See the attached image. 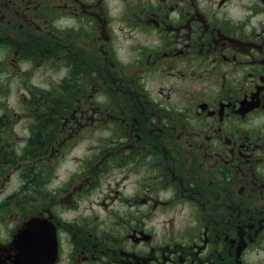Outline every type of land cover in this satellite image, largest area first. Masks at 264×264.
Wrapping results in <instances>:
<instances>
[{
  "label": "flooded vegetation",
  "instance_id": "af4514ba",
  "mask_svg": "<svg viewBox=\"0 0 264 264\" xmlns=\"http://www.w3.org/2000/svg\"><path fill=\"white\" fill-rule=\"evenodd\" d=\"M37 74L19 157L0 116V264H264V0H0V100ZM76 149L87 211L48 189ZM35 220L56 251L23 262Z\"/></svg>",
  "mask_w": 264,
  "mask_h": 264
},
{
  "label": "rangeland",
  "instance_id": "374dc122",
  "mask_svg": "<svg viewBox=\"0 0 264 264\" xmlns=\"http://www.w3.org/2000/svg\"><path fill=\"white\" fill-rule=\"evenodd\" d=\"M57 34V31H56ZM23 80L26 81L23 83ZM57 77L54 76L53 74H49L46 78L41 79V75L37 74L31 79H17L13 83H11L10 86L8 84L5 85V88L10 87V91L7 92V96L4 95L1 97V107H0V116L3 114H8V117L11 121L16 123V126L14 128V132L12 135L16 139V148H17V157H19V153L22 152L24 148V137L28 136V132L25 131L23 126L26 124L33 122L34 119H36V116H34L35 109H37V106L35 107L33 104H30L31 107H34V111H32L30 108H28L27 101L24 100V98H27L28 95H30L29 91L26 89V85H30L33 87L31 97L34 98V96H40V93L47 92V90H50L54 86L56 87L57 83ZM26 84V85H25ZM27 93V94H26ZM56 92H54L55 94ZM40 94V95H39ZM36 100V99H33ZM39 110V115L38 117L40 118V107L38 106ZM34 113V114H33ZM22 137V139H21ZM80 156L79 150H73L71 151L70 154L64 156L62 160H52V162H49L50 165V170L52 171V177H51V184L49 185V193L52 196V199H55L56 196H59L61 194H58L56 191L55 193L53 192L56 188L60 187V185H64L65 188L70 186V183L72 181L79 182L77 183L76 186H70L69 190L65 193V204H68V195L72 194V197L70 199H74L77 201L79 198V192L82 193L83 196H85L88 192V196L84 197L83 202H81V209L82 211H87L90 206H91V201L96 200L98 202H101L104 200V195L106 192L98 191L95 194H92L88 190V185L86 183H83V186L79 188L78 186L80 183H82V180L84 178H77L74 175H82L81 174V169H82V158L76 159V157ZM96 180L97 183L106 185L109 181V178L106 177L105 174H102L99 178ZM20 171L14 175L13 180L11 181L9 188L10 189H17L20 186ZM60 190V188H59ZM94 193V192H93ZM98 212H100L102 215H104V212L102 209L95 207ZM68 209V208H67ZM57 211L60 213L61 209L57 208ZM77 215H80L79 212L69 211L67 213V217L70 220H73ZM177 219H176V225H178V222L182 221L183 219L177 214ZM152 225V224H151ZM157 225V224H153ZM162 227L160 226L159 230Z\"/></svg>",
  "mask_w": 264,
  "mask_h": 264
},
{
  "label": "water",
  "instance_id": "95a60500",
  "mask_svg": "<svg viewBox=\"0 0 264 264\" xmlns=\"http://www.w3.org/2000/svg\"><path fill=\"white\" fill-rule=\"evenodd\" d=\"M35 225L36 220L29 222L18 238V246L21 247L19 258L23 262L26 261V251L30 250L29 248L33 249L32 254L35 255L38 260L41 258L39 252L45 251L52 256L56 251L54 237H50L49 233L46 231H41L42 234L37 235ZM29 242H31V244Z\"/></svg>",
  "mask_w": 264,
  "mask_h": 264
}]
</instances>
